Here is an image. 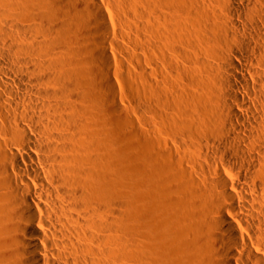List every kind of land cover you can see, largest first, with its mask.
<instances>
[{"label": "bare ground", "instance_id": "1", "mask_svg": "<svg viewBox=\"0 0 264 264\" xmlns=\"http://www.w3.org/2000/svg\"><path fill=\"white\" fill-rule=\"evenodd\" d=\"M239 1L0 0V264H264V0Z\"/></svg>", "mask_w": 264, "mask_h": 264}, {"label": "rangeland", "instance_id": "2", "mask_svg": "<svg viewBox=\"0 0 264 264\" xmlns=\"http://www.w3.org/2000/svg\"><path fill=\"white\" fill-rule=\"evenodd\" d=\"M239 4V5H238ZM245 3L242 1V3H241V1H239V0H235V7L237 8V9H241V8H245L246 7V4L244 5ZM243 6V7H242ZM239 7V8H238ZM243 8V9H244ZM223 10V9H222ZM124 46H126V48H130V47H132V46H130L129 44L127 45V44H125ZM133 48V47H132ZM132 48H130V49H132ZM130 63V64H129ZM128 63V65L129 66H131L130 68H133V66L135 65V63L134 62H129ZM134 63V64H133ZM133 64V65H132ZM123 93H125L124 94V96H123ZM124 98H126V99H123V101L125 102H123V105H125L127 108H128V110H126V109H124V115H125V117H128V119L131 117L132 118V120H133V118L135 119V117H133V115H128L127 116V114H130L131 112H130V107H128V106H130L129 105V103L131 102V97H133L132 95H134L135 93H129L128 91H121V93H120ZM129 94V95H128ZM131 95V96H130ZM130 96V97H129ZM128 99V100H127ZM129 101V102H128ZM128 104V105H127ZM128 111V112H127ZM132 114V113H131ZM131 118H130V120H131ZM129 128H124V130L125 131H129L128 130ZM116 143V144H115ZM115 143H113L115 146H113V152H114V157H115V159H116V161H119L120 162V160H124V158L126 157V154H127V151L126 150H124L125 148H126V146L124 145V144H121V142H119L118 140L117 141H115ZM119 143V144H118ZM119 145V146H118ZM124 145V146H123ZM123 154V155H122ZM125 155V156H124ZM122 156V157H121ZM119 157H121V158H119ZM119 158V159H118Z\"/></svg>", "mask_w": 264, "mask_h": 264}]
</instances>
